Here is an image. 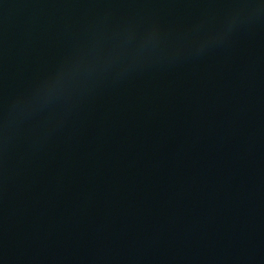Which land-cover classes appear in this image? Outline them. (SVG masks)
I'll use <instances>...</instances> for the list:
<instances>
[{"label":"water","instance_id":"obj_1","mask_svg":"<svg viewBox=\"0 0 264 264\" xmlns=\"http://www.w3.org/2000/svg\"><path fill=\"white\" fill-rule=\"evenodd\" d=\"M124 264H264V159Z\"/></svg>","mask_w":264,"mask_h":264}]
</instances>
